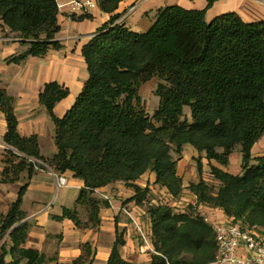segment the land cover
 I'll list each match as a JSON object with an SVG mask.
<instances>
[{
	"label": "trees",
	"instance_id": "obj_1",
	"mask_svg": "<svg viewBox=\"0 0 264 264\" xmlns=\"http://www.w3.org/2000/svg\"><path fill=\"white\" fill-rule=\"evenodd\" d=\"M204 10L167 6L157 11L152 27L143 33L117 24L122 0H104L100 10L113 15L83 48L89 78L75 104L63 118L56 106L70 96L58 82L45 85L40 103L55 125L57 153L41 155L39 138L18 132L15 99L0 85V112L7 122L4 141L27 157L48 163L52 172L74 174L84 182L77 205L88 209L83 222L76 209H64V218L79 229H97L102 208L109 201L94 197L97 190L123 183L135 191L131 199L144 207L149 187L137 183L148 172L164 193L145 210L152 231L153 252L147 264H210L217 252L215 233L199 214V207L223 211L243 227L264 234V156L253 157L254 146L264 137V21L248 23L237 13L212 21L208 9L219 0H207ZM57 0H0V21L19 35L27 52L10 63L30 57L45 58L61 50ZM92 20V16L76 21ZM157 80L159 107L151 117L140 90ZM190 109V117L186 116ZM190 145L204 153L210 178L190 183L195 203H183L184 182L178 162ZM241 148L242 172L227 167ZM0 184H16L21 175L36 174L34 164L5 151ZM177 156V158H175ZM202 173V159H197ZM26 183L7 214H0V264H54L48 256L25 247L31 230L23 211ZM152 195V194H151ZM124 233L117 230L108 264H136L122 259ZM10 257V259H8ZM91 244L73 264H94Z\"/></svg>",
	"mask_w": 264,
	"mask_h": 264
},
{
	"label": "crops",
	"instance_id": "obj_2",
	"mask_svg": "<svg viewBox=\"0 0 264 264\" xmlns=\"http://www.w3.org/2000/svg\"><path fill=\"white\" fill-rule=\"evenodd\" d=\"M68 1L57 0L60 6ZM174 5L189 10H204L208 1L122 0L115 13L120 15L117 24H124L134 32H147L153 25L157 11ZM227 13H237L248 23L264 21V0H219L208 9L206 19L210 22ZM112 16L99 9L92 14V20L85 19L79 22L76 19L80 17L71 18L65 10H60L61 32L57 35V41L62 45V49L51 50L45 58L30 57L21 64L10 63L9 60L27 52L29 47L24 46L19 35L5 28L0 21V85L15 99L19 134L25 138L38 136L41 155L47 160L52 159L57 153L55 125L47 109L40 103V94L48 83L58 82L68 87L70 96L60 102L54 110L59 118L66 115L75 104L89 78L83 48L97 31L110 21ZM6 133V118L0 112L1 141H4ZM252 152L253 157L264 156V137L254 146ZM184 153L185 151L178 162V175L183 179L184 200L189 204V201L194 202L196 198L188 189L190 183H199L201 179L209 180L210 167L206 155L199 153L195 148L192 147L187 151V157H184ZM5 156V151L0 148V178L6 166ZM200 158L205 166V172L204 176L199 179L196 166L197 159ZM213 165L234 175L241 174V148L230 156L229 166L222 167L215 162ZM186 166L190 168L189 171H185ZM64 176L68 179V186L64 188L57 187L56 178L50 171L37 172L31 179L25 172L16 184H0L1 192L5 191L7 194L12 191L13 195V198L5 204H2L4 200L0 197V214H7L10 205L17 201L21 188L26 183L29 184L22 207L27 214L26 221L31 223L25 247L48 256L57 254L58 263L54 264H73L82 255L83 246L91 244L95 254L94 264H108L119 229V232L124 233L126 241V245L120 249L122 259L131 263L147 264L152 252L139 239L135 224L127 214L131 211V215L141 222L144 220L143 216H146V223H142L150 228L149 216L145 207H139L131 201L136 195L135 191L123 183L97 190L94 197L109 201L110 208L101 209V224L97 229H79L71 220L64 218V209H76L80 219L83 222L87 221L88 217L83 215L86 209L77 205L84 182L76 179L71 172ZM155 180V174L148 172L137 184L142 188L154 189V194L153 192L151 194L153 198L159 200L164 192L155 186ZM199 211L208 213L211 210L204 207ZM218 212L225 216L223 211Z\"/></svg>",
	"mask_w": 264,
	"mask_h": 264
},
{
	"label": "built area",
	"instance_id": "obj_3",
	"mask_svg": "<svg viewBox=\"0 0 264 264\" xmlns=\"http://www.w3.org/2000/svg\"><path fill=\"white\" fill-rule=\"evenodd\" d=\"M103 1L69 0L65 4L59 5V9L65 10V13L71 18L88 17L100 9ZM0 148L27 159L28 162L34 164L36 169H39V165L44 166L42 161L27 157L6 144L5 141L0 140ZM52 175L56 178L58 188L68 186V179L64 175L55 173ZM200 208L204 207L200 206ZM210 210L208 213L199 211V214L212 227L216 237L217 252L210 264H264V234L253 232L233 219L220 215L217 209ZM127 214L132 218L141 242L153 252L151 229L133 217L131 211H128Z\"/></svg>",
	"mask_w": 264,
	"mask_h": 264
},
{
	"label": "rangeland",
	"instance_id": "obj_4",
	"mask_svg": "<svg viewBox=\"0 0 264 264\" xmlns=\"http://www.w3.org/2000/svg\"><path fill=\"white\" fill-rule=\"evenodd\" d=\"M157 84H158V81L156 79L155 80H152L151 82H149L145 86H143L142 89L140 90V95L142 97L143 103H144V105L146 107V110H147L148 114L151 117L153 116V114L157 110V108L159 107V98L156 96ZM186 116L187 117H190V109H186ZM190 148H192V147L191 146H187L185 148V150H184L185 151L184 157H187L188 156L187 151ZM175 158H177V156H175ZM43 164H44V166L43 165H39V169H36L35 168L37 172H41V171H48L49 172L50 171L51 174H54L52 172L51 168L49 167V164L48 163L43 162ZM204 168H205V166H203V171H202V173H200L198 171V165L196 166V169H197L196 173H197V177L199 179L204 176V172H205V169ZM189 170H190V168H188L186 166L185 167V171H189ZM0 180H1V178H0ZM1 190H0V197L4 200V201H2L3 202L2 204H5V202L8 203V201H10L13 198L12 191L7 192V194H6L5 191L4 192L3 191L1 192ZM150 191L153 192V194H154V189H150ZM153 201H154L153 200V195H151V194L147 195L146 200L144 202L145 210L147 209L146 207H149L150 204ZM186 204H188V203L184 200L183 203H179V204H177V206L180 207V209H182L183 207H187ZM83 215H84V217L88 216V209L85 210V212L83 213ZM145 217L146 216H143V219L144 220H142V222H144V223H146ZM54 255H56V254H54ZM54 255H52V256H54Z\"/></svg>",
	"mask_w": 264,
	"mask_h": 264
}]
</instances>
